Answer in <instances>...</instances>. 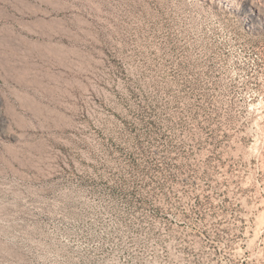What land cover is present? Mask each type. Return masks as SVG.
<instances>
[{"label":"rangeland","instance_id":"obj_1","mask_svg":"<svg viewBox=\"0 0 264 264\" xmlns=\"http://www.w3.org/2000/svg\"><path fill=\"white\" fill-rule=\"evenodd\" d=\"M228 1L0 0V264H264V0Z\"/></svg>","mask_w":264,"mask_h":264},{"label":"bare ground","instance_id":"obj_2","mask_svg":"<svg viewBox=\"0 0 264 264\" xmlns=\"http://www.w3.org/2000/svg\"><path fill=\"white\" fill-rule=\"evenodd\" d=\"M228 2H235V0H229ZM251 3V2H250ZM252 7H253V12H255V15H257L259 18L261 19H264V11L261 10L260 8H258L256 5H252L250 4Z\"/></svg>","mask_w":264,"mask_h":264}]
</instances>
